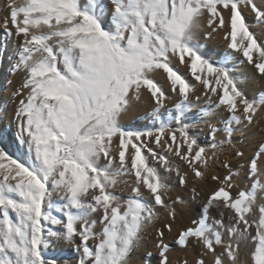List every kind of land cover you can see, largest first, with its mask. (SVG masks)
<instances>
[{
  "label": "rangeland",
  "instance_id": "1",
  "mask_svg": "<svg viewBox=\"0 0 264 264\" xmlns=\"http://www.w3.org/2000/svg\"><path fill=\"white\" fill-rule=\"evenodd\" d=\"M3 1L0 153L8 161H0V264H139L147 256L153 264H167L174 247L181 252L209 241L216 246L213 250L198 248L195 254L201 260L197 264H204L218 248L237 260L243 238L253 244L259 261L264 259V119L257 121L264 92L251 99L237 89L233 102H214V90L209 91L198 73L199 67L209 68L219 85L221 77L234 85L249 82L238 71L256 55L264 57V6L257 10V0H211L207 12V0H179L180 12L171 15L173 0H149L161 10L143 17L138 0H110L121 22L108 29L105 19L110 16L105 4L98 8L99 0ZM127 1L134 4L128 8ZM247 4L252 12L242 9ZM35 13L41 16L39 22L27 16ZM194 13H200L201 21L196 38L186 39L194 43L190 56L187 50L174 53V47L184 48L183 36ZM32 24L39 29L28 28ZM139 26L146 37L133 52ZM77 34L83 35L80 42ZM95 53L123 58L103 86L96 85L102 69ZM38 59L39 65L48 61L40 85L24 74ZM178 64L183 68L177 69ZM165 73L175 89L167 86ZM85 84L96 85L93 92H101V99L82 117L93 104V99L80 98ZM145 94L152 105L125 116L130 103L136 106ZM94 122L101 134L80 140L81 130ZM118 138L133 139V147L125 153ZM190 142L197 149L191 150ZM210 171L204 185L214 189L194 210L189 207L190 201L196 202L194 190ZM153 175L161 181L148 185ZM237 179L243 183L237 185ZM163 193L174 209L188 206L180 208L187 218L176 222L177 228L187 224L184 231L167 241L162 226L154 233L140 230L151 218L145 210L135 221L136 231L117 237L131 208L153 201L148 208L154 210L163 204ZM152 235L160 238L156 248ZM238 261L244 264L241 257Z\"/></svg>",
  "mask_w": 264,
  "mask_h": 264
},
{
  "label": "bare ground",
  "instance_id": "2",
  "mask_svg": "<svg viewBox=\"0 0 264 264\" xmlns=\"http://www.w3.org/2000/svg\"><path fill=\"white\" fill-rule=\"evenodd\" d=\"M109 1L110 0H99L98 1V3H99L98 8L101 10L102 9V7H101L102 4L103 5L105 4V15L110 16V17L106 18L107 20L109 19V21H107L105 19V25H106V27L108 29H110V28L112 29L113 28V25L115 23H120L121 22V18H119V16H120L119 13L120 12H118V10H116L115 8H112L111 3ZM207 1L208 2H206V3H208V5H207V12H208L209 7H211L210 6L211 5L210 4L211 0H207ZM230 1H234V0H220V2H230ZM216 2H217V0H216ZM257 3H256L257 4L256 9L257 10L259 8L261 9V7L264 6V0H257ZM133 4H134V2L127 1L128 8L130 6H132ZM136 4H137V7L139 5L140 9L142 11H144V13H142V16L143 17H145V15L152 16L153 14H151V12L154 11L156 13H159L160 10H161V9L158 8L159 5H158V2H156V1L155 2H152V4H149V0H138L136 2ZM180 5H181V2L179 0H173L172 5L170 6L169 14H171V15H177L180 12V8H179ZM3 6H5V3L2 0V1H0V8H2ZM241 7H242V9L244 8L247 12H252V7L250 5H248V4L246 6L244 5V6H241ZM228 8H229V10L227 9V12L228 13L232 12L233 9L231 7H228ZM161 13L166 14L164 10ZM200 13H194V14H192L193 15V18L192 19L193 20L191 21L192 22L191 23L192 24L191 25V28L188 30V32H186V30H185V33H184V36H183V39L185 40V42L183 43L184 44V48H181V47L176 46L173 49V52L174 53H179L181 55V54L186 53V50H187V54L189 55L188 49H190V48L193 49V46H194L193 44L194 43L191 42V41L188 42L186 39H195L196 38V33L195 32H196V29L198 27L197 24L201 21V19L199 17ZM30 14H27V16L29 15L32 19L35 18L38 22L40 21L41 16H40L39 13H35L32 16ZM100 14H101V11H100ZM41 22H42V20H41ZM38 25H34V24L28 25V28H30L31 30H38L39 27H40ZM141 28L142 27L139 26V31L137 32V34H134L133 35V44H132V47H131L133 52L136 51L135 49H139L140 45L143 44V40L146 37L145 32L144 31H141L142 30ZM218 36L221 39L222 36H220V34ZM218 36H216V37H218ZM82 37H83V35L81 37L78 35L79 42L81 40H83ZM216 37H214L215 40H218V38L216 39ZM219 42H222V41H219ZM219 42H215L214 44H217ZM221 44H223V43H221ZM78 47L75 45V50L76 51L77 50L80 51L78 49ZM248 48H249V46H246V49H248ZM263 48H264V46H263ZM256 52H257V50H256ZM72 53H73V51H72ZM37 55H39V54H37ZM171 56H172V54H169L168 55L169 58ZM95 57L97 58V64H98V66H100L101 69H102L101 74H100V76L102 78H99V80L97 81L96 85L103 86V85L106 84V80L108 79V77H110L109 73L112 74L111 71H113L117 67V65L120 64V62H122L121 59H123V58H121V56H119V55H117V56L115 55V56H112V57H106L103 54H97V53H95ZM166 58H167V56H164V59H166ZM252 61L253 62H252L251 65L249 64V66H247L246 68L243 67L241 71L240 70L238 71V72H240V77L238 76L239 78L248 77L250 79L248 83H246V84L244 83L243 85H238V84H235L234 85L233 83H228V80L225 79L224 76H223L224 77L223 79L221 77V80H222L221 83L222 84L219 85L220 82L218 84L216 83V81L218 82L219 79L217 78L218 76L215 74L214 71L210 70L209 68H203V67H199L198 68V73H199V75L203 76L204 81L207 82L209 91L212 92V90H214V92H213V94H214V102H218V99L219 98H222V100L224 101V103L228 102L229 99L230 100H232V99L234 100V95H235V92H236L237 89H241V91L243 93L248 92L250 94V96H252L251 99H254V97L257 96V93L264 92L263 90H261V89H264V57L261 56V55H256V57L253 58ZM47 62L48 61H46V62L43 61L39 65V59H38L36 62H33V64L29 63L26 66V69H25V73L24 74H26L27 76H32L36 80V82H37L38 85L42 84L41 81H44L45 75L48 72L44 68V65ZM37 66H39V67H37ZM182 66L180 64H178L177 69L181 68ZM155 68L153 69L154 72H155ZM158 68H159V66H158ZM117 69H118V67H117ZM158 70H160V68ZM161 70H162V68H161ZM161 70L159 71V73L160 72L162 73ZM164 70L166 71V68ZM259 70H262L261 75H259L260 74L259 73ZM168 74L171 75L172 73L170 72ZM168 74L165 73V75L162 74V76L164 75V77L165 76L167 77ZM169 75H168V77H169ZM173 75H174V73H173ZM159 76H160V74H159ZM166 82H167V86L169 85L170 88L171 87L173 88V86H174L173 85V82L170 81L169 78L166 79ZM96 85L94 87H92V85H90V84H85V88H84L85 91L81 94L80 98L83 99V100L86 99V98L93 99V104H92V106L87 107L84 110V112L82 114V117L86 113H88L89 111L95 110L96 109L97 102L101 99V92H98V93H94L93 92V88L95 90L96 89ZM257 85L260 86L261 89H257ZM154 88H155V86H154ZM173 89H175V88H173ZM157 91H158V93H157L158 94V97L159 98H162L161 95H160V93H159V88L157 89ZM153 92H155V91L152 90L151 95L153 94ZM208 94L211 95L210 92H208ZM132 95L133 94H130V96L128 98V101H130V99L132 100V98H131ZM149 99H150L149 98V95H146V94L143 95V97L141 98V100H139V102L137 101L138 104H136V106H134V107H136V109H134V107H133V105L135 103L132 104V105H131V103H130V105L128 104L129 105V108H127V109H129L128 110L129 112L128 113H124V114H126L125 116L128 117V115H130L131 112L139 113V112H142L143 110H145L146 105L151 104V100H149ZM233 100H232V102H233ZM128 101H127V103H129ZM147 108H149V107H147ZM263 109L260 111V113L257 116L258 123L259 122H262V120L264 119V110ZM258 117H261V120ZM124 118L127 119L126 117H124ZM124 118L122 120H124ZM250 128H251L252 132H255L257 130L254 127H250ZM99 129H100V125H98V123L94 122L93 126H88V127L84 128L83 130H81V132H80V140H82L83 138H87V139L89 138V139H91L92 138L91 136H94V133L101 134L102 130H99ZM254 129H255V131H254ZM192 137H195V136L192 135ZM192 139H194V138H192ZM117 140H118V142H117L118 144H120V145L123 144L122 147H123L125 153H127L128 150H130L131 147H133L132 146L133 143L131 144V142H133V139L130 140V138H129L128 139L129 141H126V139L120 141L119 138H118ZM189 145H190V149L191 150L197 149V146L194 145L193 143L190 142ZM0 161L7 162L8 161L7 156H5L4 154L1 155V153H0ZM262 166H263V170H264V160L262 161ZM2 169H4V167H2ZM215 172L216 173L218 172L217 169L215 170ZM17 174L21 176V175H23V172L17 169ZM210 174H213V173L211 171L210 172H207V174L205 175V177L203 179H201V183L199 185V189H196L198 191L194 190L195 192L193 194L195 195L196 202L190 201L191 203L189 204V207H191L194 210L197 209L196 208L197 207V204L198 205H201L202 203H206L207 202V198L205 196L206 192H209L212 189H214V187H212L209 184L204 185L205 184V181H206L205 178L211 177ZM156 176L157 175H155V176L153 175L152 177L147 178V184L148 185H152L155 182L161 181L160 175L157 176V177ZM199 182H200V180H199ZM207 182H209V180ZM236 183H237V185H239V184H241L243 182L241 180L237 179L236 180ZM172 193L173 192H170V195L172 196L171 199H174ZM197 194H199L200 196H197ZM163 201H164L163 202L164 205L163 204L162 205H158V206L154 207L155 208L154 210H151V209L148 208V207L153 208V204H152L153 201H152V203H150L149 201H146V203H145L146 206L145 207H133V208H131L130 215L128 216L127 221L126 222H122L119 225V228H118V231H117L118 232L117 237L123 238V234L125 232H126V236L125 237H127V236H130L134 231H136V229L139 228V227H137L138 224H135V221L137 219H139V221L141 220V217H142L143 212L145 210H147L151 214L150 215L151 218L147 221V223L145 225H143V227H141L140 230H142V228H143V230L146 233H149V232L154 233L156 231V230H154L155 228L162 226V227L165 228V229H162L163 234H164V240H167V241H168V239L170 237H172L173 234H175L177 232L179 233V231H181V230L184 231V229L187 228V224H184L183 223L182 225H180V227H178V228L176 227V222L178 221L179 218L180 219L187 218V217H185V213L184 212L182 213L180 211L181 206H176V208L174 209L172 207V203L169 202L168 197L164 193H163ZM164 206H165L166 209H163ZM136 208H139V209H136ZM140 208H142V209H140ZM183 208H185V207H183ZM183 208H181V209L183 210ZM186 208H188L187 205H186ZM220 208H221V210L223 212H226V209H223L222 207H220ZM133 212H134V214H133ZM188 219L192 220L193 218H191L189 216ZM151 220H152V224H149V222ZM128 223H132V224H128ZM125 226L128 227V230L125 228ZM261 229L264 232V225L261 226ZM152 238L155 239V240L152 241V247H155L156 248L157 241L160 240V238L158 236H157V238H155L154 235H152ZM246 239L243 238V240H240V241L237 240L239 242V245L238 244L237 245L240 248V253H239L238 259H239V257H241V259L243 260V263L244 264H264V259L261 260V261H259V254L255 251V247L253 248V244H251V242H249ZM190 245L187 246V248L185 249L186 251L183 250L181 252L180 251L179 252L176 251V250L179 249V247L178 248L177 247H174L173 248V251L170 252L171 254L169 253L170 256H169V260H168V263L167 264H183V261H185L184 259L187 260L186 261V264H197V263H200L201 260H199L197 262L198 259L195 256V254L198 252L197 249L198 248H201L202 250H204L206 252H209V250L211 251V250H213L216 247L212 242H209V241H203V242L202 241H199V245H195V247L190 246ZM146 249H148L147 248V245H145L142 248V250H144V253L145 254H146V251H147ZM120 251H121V248H120ZM226 253H227V250L226 249L224 250V249L218 248V250L216 251V253L212 257H209V258H206V259L208 261H210L211 264H241V263H239L238 259L236 260V258L235 259H233V258L230 259V255L231 254L226 255ZM145 254H144V256H145ZM149 257L150 256H147L144 259V262L143 263H139V264H153L154 262H152V261L150 262ZM262 257H264V250H263V253H262ZM206 259H205V261H207ZM216 260H217V263H215ZM202 261H204V260H202ZM205 261H204V264H209V262H205Z\"/></svg>",
  "mask_w": 264,
  "mask_h": 264
}]
</instances>
